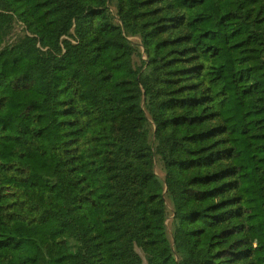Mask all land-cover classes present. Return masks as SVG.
Listing matches in <instances>:
<instances>
[{
    "label": "trees",
    "instance_id": "obj_1",
    "mask_svg": "<svg viewBox=\"0 0 264 264\" xmlns=\"http://www.w3.org/2000/svg\"><path fill=\"white\" fill-rule=\"evenodd\" d=\"M143 261L264 264V0H0V264Z\"/></svg>",
    "mask_w": 264,
    "mask_h": 264
},
{
    "label": "rangeland",
    "instance_id": "obj_2",
    "mask_svg": "<svg viewBox=\"0 0 264 264\" xmlns=\"http://www.w3.org/2000/svg\"><path fill=\"white\" fill-rule=\"evenodd\" d=\"M25 34V27L24 25H22L21 23H15L14 24V30L13 33L9 39V42L12 43L15 40L19 39L20 37H22ZM133 41L138 42L137 39H133ZM156 174L158 175V177L163 178V172L161 171V167L159 165H156ZM168 206V218H167V222H166V226L168 229V232L170 233V229H171V213H170V206L169 203H167ZM141 257L143 258V255L141 254V252L137 251ZM143 264H145V261H143Z\"/></svg>",
    "mask_w": 264,
    "mask_h": 264
}]
</instances>
